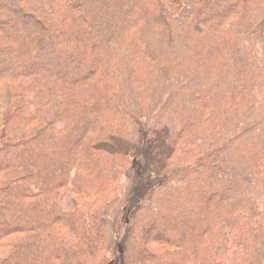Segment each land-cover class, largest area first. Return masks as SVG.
Listing matches in <instances>:
<instances>
[{
    "label": "trees",
    "instance_id": "trees-1",
    "mask_svg": "<svg viewBox=\"0 0 264 264\" xmlns=\"http://www.w3.org/2000/svg\"><path fill=\"white\" fill-rule=\"evenodd\" d=\"M2 84L0 264H264V0H0Z\"/></svg>",
    "mask_w": 264,
    "mask_h": 264
},
{
    "label": "rangeland",
    "instance_id": "rangeland-1",
    "mask_svg": "<svg viewBox=\"0 0 264 264\" xmlns=\"http://www.w3.org/2000/svg\"><path fill=\"white\" fill-rule=\"evenodd\" d=\"M9 93L6 85H0V120L5 110L6 104L8 102ZM8 132L9 136L22 135L24 132V121H22L16 129ZM144 160L141 157L134 159L123 176L122 185L123 192L122 195L113 200L107 206L105 211V217L102 219V225L108 234L106 250L110 251L112 246H115L117 242V236L114 232V219L121 215V220L117 219L118 225L121 227L127 222L129 215L131 214L134 207L137 205L143 192L149 187L156 185L160 182L159 179L151 177L143 172ZM72 207V202L68 194L62 202L63 210H70ZM123 219V220H122Z\"/></svg>",
    "mask_w": 264,
    "mask_h": 264
},
{
    "label": "crops",
    "instance_id": "crops-1",
    "mask_svg": "<svg viewBox=\"0 0 264 264\" xmlns=\"http://www.w3.org/2000/svg\"><path fill=\"white\" fill-rule=\"evenodd\" d=\"M15 129H16V128H14V130H15ZM14 130H13V131H14ZM11 131H12V130H11ZM17 136H20V135H16V136H12V137H17Z\"/></svg>",
    "mask_w": 264,
    "mask_h": 264
}]
</instances>
